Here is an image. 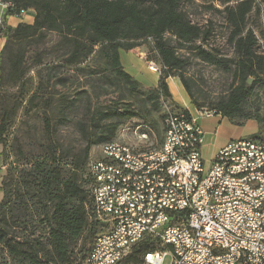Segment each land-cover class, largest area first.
I'll use <instances>...</instances> for the list:
<instances>
[{
	"label": "trees",
	"instance_id": "trees-1",
	"mask_svg": "<svg viewBox=\"0 0 264 264\" xmlns=\"http://www.w3.org/2000/svg\"><path fill=\"white\" fill-rule=\"evenodd\" d=\"M11 3L0 24V36L5 45L0 52V84L6 51L10 54V44L19 48L41 41L44 32H54L60 37L62 47L68 48L65 62L75 65L81 58L92 53L108 57L110 67L125 82L136 85L122 70L120 50H132L139 43L151 40L158 54L160 76L156 93L171 100L166 80L178 78L185 92L192 96L190 86L183 72L190 63V56L227 73L232 70L233 80L224 96L216 99L210 111L222 118L248 119L244 114V104L254 86H264V53L257 52V39L253 30L247 27V17L258 9L256 0H200L212 9L217 2L222 8L227 27V42L233 54L227 58L216 50H207L203 45L211 36L209 29L194 24L183 9V1L192 0H1ZM264 3V0H261ZM20 11H33L31 25L19 23L12 28L6 24L8 16ZM264 16V14H263ZM97 48V50H95ZM180 51L188 54L182 56ZM9 61L10 80L21 85L20 72L23 50L13 55ZM250 77L255 79L251 84ZM0 146L4 134L17 106L8 104L0 92ZM195 109H200L194 101ZM259 120V118H256ZM141 132L146 125L138 126ZM115 127L106 135L90 141L72 158L71 170L65 178L60 174L56 152L50 148L52 159L40 160L34 169L37 173L36 197L40 208L41 231L28 234L15 232L20 226H12L7 219L6 208L0 203V264H80L88 256L99 224L95 220L91 180L86 171L89 150L92 145H103L116 139ZM80 181L88 187L83 190ZM87 202V203H86ZM20 229V228H18ZM154 248L140 244L121 264H140L142 254Z\"/></svg>",
	"mask_w": 264,
	"mask_h": 264
},
{
	"label": "rangeland",
	"instance_id": "rangeland-1",
	"mask_svg": "<svg viewBox=\"0 0 264 264\" xmlns=\"http://www.w3.org/2000/svg\"><path fill=\"white\" fill-rule=\"evenodd\" d=\"M256 1L259 10L254 9L248 15L247 27L256 36L257 52L264 53V3ZM212 6L209 9L200 0L182 3L194 24L211 31L203 47L216 50L220 56L229 58L233 50L227 42V23L218 3ZM31 17H34V12L28 11L23 18L26 21ZM0 38L3 39L4 47L5 39L2 35ZM9 46L11 52L9 54L6 51L3 60L0 92L8 104L17 106V110L0 146V203L5 204L10 224L20 226V229H15L17 233L26 230L28 234L34 232L38 235L41 231L40 208L36 197L37 173L34 167L40 160L49 162L52 159L50 148L55 150L58 170L65 178L71 170L72 158L90 141L106 135L112 126L115 127L116 139L126 144L139 145L140 142L132 132L136 127L146 125L149 130L147 144L158 146L162 141L163 121L167 111L190 110L192 113L195 109L192 101L210 110L217 98L227 94L233 80L232 70L224 73L190 56V63L183 75L192 96L185 93L189 104L188 109H184L174 103L173 96L175 98L176 94L172 86L171 100L155 91L158 81L156 85L154 82L156 78L159 79L161 69L151 40L139 43L132 50L122 49L119 52L120 59L131 61L127 67H132L134 77H130L136 82L134 86L112 70L105 55L92 53L81 58L75 65L67 64L68 48L61 46L60 37L54 32H44L41 41H32L24 45L23 49L15 43ZM20 50H23L19 67L23 74L21 85L14 84L9 77V61ZM179 54L188 55L183 51ZM134 59L137 60L134 62ZM149 63L156 64L159 71H150ZM249 79L252 83L255 78ZM176 80L181 84L178 78ZM243 111L248 119L235 117L228 120L246 130L244 138L264 143L262 84L254 86ZM100 157V144L92 145L88 161ZM80 184L83 190H87L84 182L80 181Z\"/></svg>",
	"mask_w": 264,
	"mask_h": 264
},
{
	"label": "built area",
	"instance_id": "built-area-1",
	"mask_svg": "<svg viewBox=\"0 0 264 264\" xmlns=\"http://www.w3.org/2000/svg\"><path fill=\"white\" fill-rule=\"evenodd\" d=\"M7 8L14 9L0 0V24ZM148 69L159 71L153 63ZM166 114L174 148L155 151L173 167L144 169L131 158L112 157V148L136 150L119 138L100 145L101 157L88 161L99 232L80 264H121L143 243L154 248L140 264H264V143L230 141L206 165L197 121L215 113ZM132 134L146 140L138 127Z\"/></svg>",
	"mask_w": 264,
	"mask_h": 264
},
{
	"label": "crops",
	"instance_id": "crops-1",
	"mask_svg": "<svg viewBox=\"0 0 264 264\" xmlns=\"http://www.w3.org/2000/svg\"><path fill=\"white\" fill-rule=\"evenodd\" d=\"M3 14V12L0 11V16ZM33 18L31 17L30 20L24 21L25 18L16 19L13 17H8L6 19V24L12 28L16 27L19 23H24L31 25L33 23ZM3 48V39L0 38V52ZM137 59H134V62ZM131 62V61H130ZM130 62H126L120 59L121 67L123 68V71L127 73L129 76L132 75V67L128 68L127 64ZM131 64V63H130ZM134 77V76H133ZM140 83H144L142 80H138ZM158 78L155 79V85L157 84ZM169 92L172 94L171 86L174 89V93L176 94L175 98L173 96V101L175 104L178 105V107L188 109L187 104H189V101H187L186 92L179 84V82L176 80L175 77H170L166 80ZM154 85V86H155ZM193 110V109H192ZM190 111V110H189ZM197 125L201 129L203 133V144L200 149L201 157L206 165H208L215 153L222 147H224L227 143L230 141L244 138L247 135L246 130H242L238 128L237 126L233 125L228 119L222 118L219 115H214L209 118H201L198 119Z\"/></svg>",
	"mask_w": 264,
	"mask_h": 264
},
{
	"label": "bare ground",
	"instance_id": "bare-ground-1",
	"mask_svg": "<svg viewBox=\"0 0 264 264\" xmlns=\"http://www.w3.org/2000/svg\"><path fill=\"white\" fill-rule=\"evenodd\" d=\"M163 123L164 132L162 136V141L158 146L147 144L149 130L148 128L144 127V129L148 131L142 132L143 134H145L146 140L145 138H138V141L140 142L139 145H130L122 142V145H130V147H134L136 150L112 148V157L131 158L137 164H144V169L157 168L161 165H164V167H173L172 159H167V156L159 157V154H157V151H155L156 149H163V147L174 148V140H168V128H170V119L168 118L167 114L164 117ZM139 130L140 127H138V131Z\"/></svg>",
	"mask_w": 264,
	"mask_h": 264
},
{
	"label": "water",
	"instance_id": "water-1",
	"mask_svg": "<svg viewBox=\"0 0 264 264\" xmlns=\"http://www.w3.org/2000/svg\"><path fill=\"white\" fill-rule=\"evenodd\" d=\"M251 81H252V80H251V79H249V80L247 81V83H248V84H250V83H251Z\"/></svg>",
	"mask_w": 264,
	"mask_h": 264
}]
</instances>
